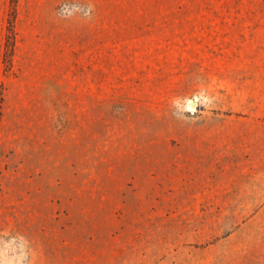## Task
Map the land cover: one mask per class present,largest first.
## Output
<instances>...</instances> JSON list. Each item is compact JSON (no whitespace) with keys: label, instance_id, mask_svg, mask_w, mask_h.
<instances>
[{"label":"rangeland","instance_id":"obj_1","mask_svg":"<svg viewBox=\"0 0 264 264\" xmlns=\"http://www.w3.org/2000/svg\"><path fill=\"white\" fill-rule=\"evenodd\" d=\"M0 264H264V0H0Z\"/></svg>","mask_w":264,"mask_h":264},{"label":"bare ground","instance_id":"obj_2","mask_svg":"<svg viewBox=\"0 0 264 264\" xmlns=\"http://www.w3.org/2000/svg\"><path fill=\"white\" fill-rule=\"evenodd\" d=\"M189 105H190V104H189ZM195 106H196V101H195V100H193V105H190V106H189V108H190V109H194V108H195Z\"/></svg>","mask_w":264,"mask_h":264},{"label":"water","instance_id":"obj_3","mask_svg":"<svg viewBox=\"0 0 264 264\" xmlns=\"http://www.w3.org/2000/svg\"><path fill=\"white\" fill-rule=\"evenodd\" d=\"M190 105H193V101L190 102Z\"/></svg>","mask_w":264,"mask_h":264}]
</instances>
